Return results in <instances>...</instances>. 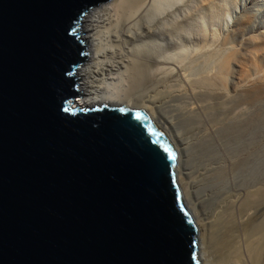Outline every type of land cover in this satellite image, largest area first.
<instances>
[{"label":"water","instance_id":"water-1","mask_svg":"<svg viewBox=\"0 0 264 264\" xmlns=\"http://www.w3.org/2000/svg\"><path fill=\"white\" fill-rule=\"evenodd\" d=\"M108 1L0 0V264H200L168 137L74 104L81 18Z\"/></svg>","mask_w":264,"mask_h":264},{"label":"bare ground","instance_id":"bare-ground-1","mask_svg":"<svg viewBox=\"0 0 264 264\" xmlns=\"http://www.w3.org/2000/svg\"><path fill=\"white\" fill-rule=\"evenodd\" d=\"M223 6L109 0L91 8L81 18L87 59L75 70L82 97L74 104L141 111L168 137L200 264H264V75L234 45L241 30L207 25L203 8Z\"/></svg>","mask_w":264,"mask_h":264},{"label":"rangeland","instance_id":"rangeland-1","mask_svg":"<svg viewBox=\"0 0 264 264\" xmlns=\"http://www.w3.org/2000/svg\"><path fill=\"white\" fill-rule=\"evenodd\" d=\"M220 1L224 4L223 7L212 10L203 8L205 13L210 15L207 22L211 23L207 25L216 32L220 31L221 28L230 34L241 30L234 45H240L241 57L244 62L255 63L257 66L259 63L261 70L259 68L258 70H260L261 76L264 75V0ZM232 42L233 40L229 41V43ZM234 45L231 44L230 46L235 47ZM259 107L264 112V94Z\"/></svg>","mask_w":264,"mask_h":264},{"label":"snow or ice","instance_id":"snow-or-ice-1","mask_svg":"<svg viewBox=\"0 0 264 264\" xmlns=\"http://www.w3.org/2000/svg\"><path fill=\"white\" fill-rule=\"evenodd\" d=\"M137 118H139V113H137ZM164 150L168 153L169 159H175V155L170 148L165 147Z\"/></svg>","mask_w":264,"mask_h":264}]
</instances>
